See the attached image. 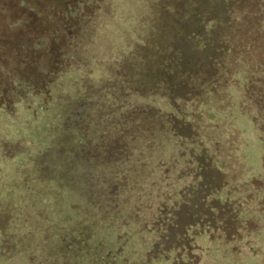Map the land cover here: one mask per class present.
<instances>
[{"label":"trees","instance_id":"trees-1","mask_svg":"<svg viewBox=\"0 0 264 264\" xmlns=\"http://www.w3.org/2000/svg\"><path fill=\"white\" fill-rule=\"evenodd\" d=\"M121 1L102 0L88 13L79 4L65 15L77 17L79 27L63 55L67 67H87L94 58L107 77L93 83L82 75L78 99L35 141L16 138L11 123L0 117V160L16 161L21 190L28 191L32 168V179L43 188L49 183L50 194L75 195L67 209L77 213L74 219L70 211L62 213L50 232H41L24 228L29 215L12 217L0 209L2 261L202 264L206 242L221 245L215 252L216 264H222L227 245L238 252L234 244L246 241L242 231L251 220L240 219L241 209L263 183L255 177L248 195L223 199L228 183L217 155L218 127L208 133L196 110L200 101L229 96L244 109L264 107V0H140L130 12L139 23L136 39L119 20ZM100 46L110 49L106 62L94 54ZM24 142L38 150L21 147ZM0 177L9 179L4 166ZM41 188L27 204L45 206L48 191ZM140 193L161 200L143 214L139 233L148 237L135 254L126 249L120 229L144 212L133 205L126 209L127 197L138 201Z\"/></svg>","mask_w":264,"mask_h":264},{"label":"rangeland","instance_id":"rangeland-1","mask_svg":"<svg viewBox=\"0 0 264 264\" xmlns=\"http://www.w3.org/2000/svg\"><path fill=\"white\" fill-rule=\"evenodd\" d=\"M87 1L90 5H86ZM101 1L0 0V117H6L8 123H11L12 134L16 138L35 141L46 131V128L53 127L61 121L63 114L60 112L67 110L72 100L78 99L77 89H84V83H80V79L84 80L85 73L91 76L93 83L97 78L107 77L108 72L105 66H96L94 58H90L91 62L87 67L86 65L75 66V69L67 67L63 59V55L69 48L68 41L79 32L77 17L65 19V15L79 4L88 13ZM139 1H121V6H124L121 10V17H123L119 20L125 21V29L129 30L128 36L133 39L137 38L136 26L139 23L130 16V12L135 10V5L140 4ZM120 42L118 40V43ZM102 48L103 46L96 48L93 53L100 54L99 58H104L102 60L106 62L110 49ZM61 71L63 72L59 73ZM209 100L207 103L200 101L196 112L203 116L200 118L202 124L209 126L208 133L214 132L218 127L215 130L216 134H219V136L216 135V141L220 142L217 155H219L218 160L223 162L222 172L225 173L224 180L228 183V186L223 188L221 196L230 201L241 199L253 188L251 184L253 178L256 177L263 183L262 189L254 192L253 196L250 195L253 199L244 204L241 209L240 219L243 222L251 220L249 228L242 231V236L248 242H236L234 245H237L238 252L229 250L232 245H227L226 255L221 263L264 264V172H262L264 107L259 109L251 106L250 110L244 109L240 102L230 99V96L227 100L222 97ZM136 102L139 101L135 100L134 103ZM163 107L165 108L164 105ZM212 107L215 109L212 110ZM188 111L192 110L188 109ZM215 125L216 128H212ZM7 138L9 139V136ZM21 147L38 150L27 142L22 143ZM18 154L15 156L16 160L21 158ZM0 166L5 167L7 178H9L5 182L0 177V209L5 210L12 217H21L17 214L18 212L29 215L25 222V229L35 227L42 232L48 227L50 232L51 226L60 222L58 220L62 213L70 211L69 214L73 219L77 216L75 209L74 211L69 207L67 209L68 203L73 205L75 195L71 198V195L64 191L50 194L49 183L43 188L42 184L39 185L32 179L29 174L32 168L27 172L30 175V181H27L29 189L21 190L23 184L19 183V176L16 175V161L0 160ZM172 183L166 182L169 186L176 188L177 186ZM39 188L44 193L49 192L43 195L45 206L39 207L40 205L38 206L35 202L27 204V199L30 198L32 201V195L35 196L34 189ZM50 195L56 199L57 203L52 204ZM127 198V210L137 206L144 212L136 218L127 219L126 225L120 229V232L124 234V241H127L126 249L130 253L135 251V254H140L146 244L141 239L148 237L147 234L139 233L143 214L154 208L161 198L156 196L146 198L144 193H140L138 201H135L132 195ZM21 199H24V202L19 203ZM49 199L50 205L47 204ZM40 201L42 204V200ZM38 210H41L45 217L40 216L37 213ZM61 226L64 225L61 224ZM52 230L54 231V228ZM202 244L208 247L206 255H203L202 264H216L215 251L220 250L218 248L221 245L219 243L208 245L206 242ZM209 254H212L213 258ZM136 257L137 255L133 258L136 259ZM0 264H9V262L0 260Z\"/></svg>","mask_w":264,"mask_h":264}]
</instances>
